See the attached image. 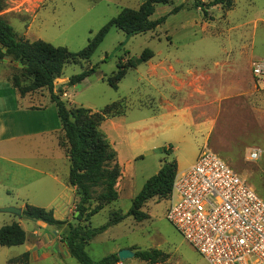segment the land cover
Wrapping results in <instances>:
<instances>
[{"label":"rangeland","instance_id":"374dc122","mask_svg":"<svg viewBox=\"0 0 264 264\" xmlns=\"http://www.w3.org/2000/svg\"><path fill=\"white\" fill-rule=\"evenodd\" d=\"M139 1L146 0H5L0 16L18 39L40 40L77 54L122 9H137ZM195 1L205 5L212 0H171L170 4L157 5L151 20L166 19L155 30L126 38L113 28L88 62L67 64L62 71L61 77L69 79L95 68L94 74L80 84L64 88L69 98L61 101L66 106L99 112L122 102L128 120L152 114L151 85L156 84V77L150 65L170 64L178 72L199 75L191 81L187 105L193 123L186 129L185 141L178 140L172 129L156 132L150 125L133 129L132 134H122L127 138L126 145L117 148L122 156L126 146L131 153L141 155L144 161L138 158L133 166L136 169L142 166L143 174H137L133 184L130 178L124 182L118 200L92 218L94 229L108 223L112 209L127 214L145 183L143 178L154 176L161 161H175L182 168L198 147L199 151L209 150L218 155L264 201V82L253 78L251 71L252 64L264 63V0H234L229 11L212 7L206 19L194 8ZM145 50L153 54L151 63L128 70L117 90L110 88L106 79L116 72L119 60L126 65ZM251 51L254 58L246 59ZM0 66L12 68L13 75H20L17 66L8 62H1ZM6 71L0 69V73ZM59 90L53 92L61 96ZM35 93L49 95L46 90ZM193 125H199L200 129ZM169 146L174 150L166 155L163 149L168 150ZM255 150L260 151V157L250 161L248 156ZM166 209V201L148 202L141 210L147 215L146 220L138 223L126 217L96 236L85 248L87 256L98 262L121 250L134 254L137 250H157L166 256L159 264H208L166 220ZM2 216L0 213V219ZM15 220L24 231L33 227L23 219L15 217ZM29 264L78 263L70 256L54 255L45 260H31ZM119 264L146 263L134 257Z\"/></svg>","mask_w":264,"mask_h":264},{"label":"trees","instance_id":"16d2710c","mask_svg":"<svg viewBox=\"0 0 264 264\" xmlns=\"http://www.w3.org/2000/svg\"><path fill=\"white\" fill-rule=\"evenodd\" d=\"M5 0H0V14L5 8ZM171 0H146L137 9H122L118 15L108 21L93 37L86 47L73 54L63 47H54L43 41L28 42L18 39L13 28L0 16V63L8 62L20 69V75L11 76V84L20 97L46 90L50 103L56 109L62 136L58 145L65 152L69 161L68 184L74 188L78 198L74 207L76 217L71 221H59L51 210L25 205L22 216L34 222H41L53 227L60 236L61 243L67 253L78 264H119L117 254L104 257L93 262L86 254V246L108 228L121 223L126 217H132L135 222H142L147 215L141 210L150 201L165 200L171 192L174 177L177 174L175 161H161L159 171L150 177L140 192L131 202L126 215L121 212H111L109 221L100 228H91L89 222L106 206L118 200L116 185L121 176L115 151L99 131L100 125L108 118L120 116L124 113L122 102L106 106L99 112L77 106H66L55 94L54 82L60 79L67 64L88 62L96 49L103 42L111 29H116L126 38L145 34L162 25L165 17L151 20L157 5L170 4ZM220 6L226 11L233 9L234 0H212L208 4L195 1L194 8L199 9L204 19L208 18V9ZM175 9L173 13L178 11ZM153 54L149 50L143 51L138 59L130 60L126 65L119 60L116 72L106 82L110 88L117 90V84L125 77L129 69L147 63ZM95 68L82 71L69 78L67 85L74 86L93 75ZM58 93H61L59 90ZM166 155L170 151L163 149ZM25 233L17 223L0 228V247L11 248L23 245ZM135 258L146 264H159L166 257L157 250H137ZM28 254L11 259L7 264H28Z\"/></svg>","mask_w":264,"mask_h":264},{"label":"crops","instance_id":"0c3cea01","mask_svg":"<svg viewBox=\"0 0 264 264\" xmlns=\"http://www.w3.org/2000/svg\"><path fill=\"white\" fill-rule=\"evenodd\" d=\"M141 4L142 2L139 1L137 8ZM246 57V59L254 58L253 52L251 51L250 55L247 53ZM150 60L145 64L151 63ZM150 66L156 77V84L151 85V116L128 120L124 112L120 116L106 119L99 127L100 133L102 131L101 134L115 151L120 167L121 176L116 185L118 198L122 191L121 187L128 178L133 184V178L137 174H143L142 166L136 169L133 164L138 158H141L140 162L144 161L141 155L131 153L127 146L126 153L121 155L117 147L125 146L127 140L122 134H132L133 129H143L150 125L156 132L172 129L178 140L185 141L186 129L193 123L187 101L191 96V81L198 79L197 72L194 74L190 71L178 72L170 64L164 63ZM0 69L8 70L6 73H0V208L15 207L22 210L25 205H30L51 210L56 220L71 221L72 216L76 214L74 207L78 198L74 188L68 184V158L58 145L62 131L56 109L50 103L49 95L43 96L34 92L20 97L11 84L12 68L0 66ZM68 80L61 77L57 79L58 82H54V92L61 88L62 95H65V97L59 96L60 100L69 98L67 91H63L68 86ZM193 126L197 130L200 129L199 125ZM199 148L192 154L191 161L182 168L177 162V174L193 165ZM168 150L171 153L174 149L169 146ZM128 168L131 169L129 174H127ZM148 179V177L143 178L145 182ZM115 211L120 212L112 209L109 215ZM28 222L33 227L29 231H24L14 216L3 214L0 227L17 223L25 233V242L18 247H0V264H7L9 260L25 253L29 257L28 264L31 260L34 262L45 260L54 255L69 256L66 247L61 243L59 234L53 227L41 222Z\"/></svg>","mask_w":264,"mask_h":264},{"label":"built area","instance_id":"2783aa9c","mask_svg":"<svg viewBox=\"0 0 264 264\" xmlns=\"http://www.w3.org/2000/svg\"><path fill=\"white\" fill-rule=\"evenodd\" d=\"M251 71L264 82V63ZM164 201L166 220L208 264H264V201L214 152L200 150Z\"/></svg>","mask_w":264,"mask_h":264},{"label":"water","instance_id":"95a60500","mask_svg":"<svg viewBox=\"0 0 264 264\" xmlns=\"http://www.w3.org/2000/svg\"><path fill=\"white\" fill-rule=\"evenodd\" d=\"M0 213L8 214V215L14 216L16 218L28 220L22 216V210L20 208H15V207L2 208V209H0ZM76 216H77V213L74 215V217H76ZM28 221L34 222L33 220H28ZM134 256H135L134 253L131 252L130 250H121L120 252L117 253V257H118L120 262L132 259V258H134Z\"/></svg>","mask_w":264,"mask_h":264}]
</instances>
